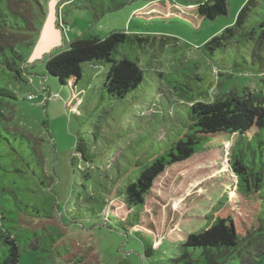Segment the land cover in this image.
Returning a JSON list of instances; mask_svg holds the SVG:
<instances>
[{
  "label": "rangeland",
  "instance_id": "374dc122",
  "mask_svg": "<svg viewBox=\"0 0 264 264\" xmlns=\"http://www.w3.org/2000/svg\"><path fill=\"white\" fill-rule=\"evenodd\" d=\"M39 1L44 15L34 20L38 35L31 47L19 48L27 84L11 85L18 94L13 114L23 130L43 140L40 151L45 175L51 179L52 214L63 230L60 241L76 250L92 248L99 264H168L179 254L186 236L200 231L204 217L219 203L229 209L247 206L230 170L231 142L223 140L195 154L176 170L165 169L153 182L144 205L129 210L119 201L125 187L181 138L188 102H209L230 92L241 95L246 89L264 92L250 46L215 51L204 46L233 25L247 0H227L226 15L197 28L177 19L149 23L133 19L144 0H128L98 21L85 7L86 0ZM163 2L169 5L168 0ZM117 29L129 36L119 49L127 58L138 59L141 85L133 95L110 99L101 90L105 71L86 64L66 109V90L46 73V59L74 39L103 37ZM134 34L150 37V43L139 46ZM154 37L163 38L164 47L159 41L152 44ZM155 70L173 73L169 80L176 93ZM48 90L59 98L46 100ZM29 94L36 99L27 100ZM130 221L138 226L130 227ZM33 260L37 261L35 253L27 251L20 264H33ZM255 264H264V256Z\"/></svg>",
  "mask_w": 264,
  "mask_h": 264
},
{
  "label": "trees",
  "instance_id": "16d2710c",
  "mask_svg": "<svg viewBox=\"0 0 264 264\" xmlns=\"http://www.w3.org/2000/svg\"><path fill=\"white\" fill-rule=\"evenodd\" d=\"M127 1L86 0L85 7L98 21L105 14L121 9ZM144 1L132 18L145 23L177 19L191 22L197 28L206 20L226 15L227 10V0L195 3L168 0L169 5L163 0ZM38 15H44L39 0H0V264H19L27 251L35 253L39 264H99L92 248L76 250L62 245L63 230L52 214L51 179L45 175L40 151L43 140L14 122L13 103L18 101V94L11 85L27 84L19 48L31 47L35 42L38 29L34 20ZM128 38L124 30H116L103 37L74 39L46 59V73L66 90V109L76 95L86 64L97 72L105 71L101 90L108 98L121 100L137 91L143 81V70L137 58L129 59L119 49ZM133 38L139 46L150 43L147 36L134 34ZM151 41L152 44L159 41L164 47L163 38L154 37ZM204 46L210 51L250 46L262 74L259 81L264 85V0H247L233 25L224 28ZM154 73L168 84L171 93H176L169 80L172 72L155 70ZM28 96L35 97L30 100ZM28 96L29 101L37 97ZM188 103L181 138L125 187L119 202L129 210L144 205L153 182L165 169L176 170L195 154L228 140L231 142L230 170L237 192L247 206L229 209L219 203L213 213L204 217V227L188 234L179 254L167 262L255 264L264 256V92L246 89L241 95L230 92L209 102ZM76 148L79 149L78 142ZM129 226L138 224L130 221Z\"/></svg>",
  "mask_w": 264,
  "mask_h": 264
},
{
  "label": "crops",
  "instance_id": "0c3cea01",
  "mask_svg": "<svg viewBox=\"0 0 264 264\" xmlns=\"http://www.w3.org/2000/svg\"><path fill=\"white\" fill-rule=\"evenodd\" d=\"M118 30V29H117ZM119 30H123V29H119ZM114 31H116V30H114ZM57 48H60V47H56V49ZM44 61H45V59H44ZM27 67H29V65L27 66ZM32 67H33V65H32ZM35 67V66H34ZM44 93H45V99H48V95L50 94V90H48V91H44ZM20 264V263H19ZM33 264H39L37 261L35 262V260H33Z\"/></svg>",
  "mask_w": 264,
  "mask_h": 264
},
{
  "label": "built area",
  "instance_id": "2783aa9c",
  "mask_svg": "<svg viewBox=\"0 0 264 264\" xmlns=\"http://www.w3.org/2000/svg\"><path fill=\"white\" fill-rule=\"evenodd\" d=\"M35 97V96H34ZM33 96H28V99H33L34 98ZM53 98H58V95L57 94H54L53 96H52ZM48 98H49V96H48Z\"/></svg>",
  "mask_w": 264,
  "mask_h": 264
}]
</instances>
